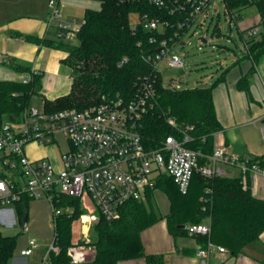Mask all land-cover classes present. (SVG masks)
<instances>
[{
	"label": "trees",
	"instance_id": "16d2710c",
	"mask_svg": "<svg viewBox=\"0 0 264 264\" xmlns=\"http://www.w3.org/2000/svg\"><path fill=\"white\" fill-rule=\"evenodd\" d=\"M99 9L87 8L85 24L78 33L77 44L64 40L40 41L48 47L65 50L68 55L62 63L70 70L72 86L69 93L54 100L44 99L45 108L55 111L64 108L83 109L99 103L104 97L132 98L137 84L151 68L145 53L154 49L149 43V32L134 30L130 16L137 11L159 12L148 0H97ZM226 12L236 23L246 18L245 9L255 6L259 22L245 30L259 28V33L246 40V55L257 60L264 55V0H222ZM139 41H142L139 44ZM252 60V61H253ZM121 63V64H120ZM18 71L29 68L15 66ZM40 75L31 81L0 80V124L7 116L18 113L27 106L34 95L42 94ZM243 89L249 93L248 80L243 79ZM213 85L182 89L167 88L159 78L156 85V103L143 117L141 133L147 148H158L170 135L181 136L187 127L192 140L190 148L201 152L200 164L209 162L215 147V134L223 129L218 120ZM175 119L173 126L169 119ZM264 167V154L252 156ZM163 190L170 200L166 215L169 231L173 235L187 234L189 224L205 220L211 227L209 235L199 236L206 248L209 242L225 247L231 254H239L245 245L264 232V198L256 197L242 176L206 177L195 173L189 190L183 194L168 174L157 176L154 188L149 190L147 201H130L121 208L118 218L101 217L90 232L89 245L94 256L90 264H118L119 261L144 257L147 264H163L161 255H147L141 233L160 216L153 207L152 190ZM28 195L22 196L21 214L27 215ZM19 202V201H18ZM59 206L66 209L54 219V244L58 252H50L47 264H72L68 248L84 240H73V223L83 213L80 198L61 195ZM17 235H6L0 230V264H9L14 257Z\"/></svg>",
	"mask_w": 264,
	"mask_h": 264
},
{
	"label": "built area",
	"instance_id": "2783aa9c",
	"mask_svg": "<svg viewBox=\"0 0 264 264\" xmlns=\"http://www.w3.org/2000/svg\"><path fill=\"white\" fill-rule=\"evenodd\" d=\"M213 1L148 0L159 12L132 13L137 18L133 22L130 16L132 28L148 31V41L154 47L145 53L151 72L140 77L132 98L104 97L99 103L83 109L55 111L29 103L20 112L7 116L0 124V203H11L24 195L33 199L45 197L51 203L55 219L66 210L72 212L70 207L59 206V196L77 197L84 210L79 220L90 229L101 217L118 218L126 203L146 200L160 174L170 175L183 194L188 192L195 173L206 177L223 176L228 175V167L238 168L245 187L249 186L250 175L254 182L259 175L264 176V167L258 161L252 163L251 157L234 153L227 144L215 145L208 156L209 162L200 164L201 152L187 145L192 140L189 132L192 127H187L179 137L168 136L158 148L149 149L143 141L141 122L156 103L159 78L167 88H183L174 81L165 84L161 66H184L174 48L192 44L186 36L190 31L200 34L196 27L202 26V20L209 16ZM49 7V23H56L58 38L67 41L78 38L85 20H62L58 0H49ZM258 33L257 27L241 35L245 48L246 40ZM204 43L208 41L200 36V48ZM0 62L12 63L2 52ZM38 74L39 70L33 68L24 72L21 80L31 81ZM169 121L178 126L175 119ZM261 130L264 139V124ZM60 139L66 142V150L61 154L62 167L56 168L47 157L31 158L27 154L29 144L45 146ZM85 197L91 200L92 207ZM187 232L192 236L209 235L211 227L207 222L189 224ZM83 240L84 243L73 244L67 250L72 264L86 263L94 256L88 233ZM37 246L35 240H30L22 254H31ZM215 249L227 251L225 247L209 242L197 254L206 262ZM52 251H59L54 242L46 250L44 264Z\"/></svg>",
	"mask_w": 264,
	"mask_h": 264
},
{
	"label": "crops",
	"instance_id": "0c3cea01",
	"mask_svg": "<svg viewBox=\"0 0 264 264\" xmlns=\"http://www.w3.org/2000/svg\"><path fill=\"white\" fill-rule=\"evenodd\" d=\"M88 4V0H58L60 18L62 20L76 19L81 21L84 19L86 9L91 8ZM49 15V0H0V52L7 54L12 61L11 64L0 62V80L12 79L5 75L6 71L11 69L10 71L19 75L18 79L12 80L21 81L24 71H18L15 66L30 70L38 69L42 85V94L38 95L42 97V105L45 104L44 99L54 100L66 95L72 86V77L67 73L69 68L62 63V59L68 55V52L40 43L45 39L60 40L57 35L56 23H49ZM259 20L257 14L250 23L244 24L241 30L257 24ZM245 21L246 18L242 22ZM204 41L207 39L204 38ZM243 57H237L229 66L218 73L215 82L212 84L214 86L213 98L217 117L223 127L221 131L215 134L214 142L215 145L227 144L233 152L242 156H260L264 154V151L252 145L248 136L241 141L245 151L234 149L235 143L240 142V136L235 133L236 130L250 124L255 126L260 124L259 132L255 130L254 134L262 136L261 127L264 124L263 85L258 78L249 73L251 68L250 63L247 62L249 60L245 58L246 62L244 63ZM246 77L249 83V93L242 87L243 79ZM32 144L28 145L29 149L27 147V154L31 158L47 157L49 159L47 155H38L31 151ZM34 145L44 147L43 145ZM235 169L238 174L228 173V176H240V170ZM249 187L256 197L264 198V176L259 175L257 181L254 182L250 175ZM153 193L154 190H152V200ZM147 199L148 196L143 201H147ZM32 201L33 198L28 201L27 222L30 218L34 220L35 217L36 204ZM21 207L22 202L20 200L8 204L0 203V230L6 235L18 236L15 254L9 264H44L46 251L39 244L33 248L31 254H22V250L28 247L30 240L27 242L26 236L19 239L21 233H15L19 227H22V231H24L27 226V223L24 224L25 216L21 214ZM44 209H46L44 218L49 219V208ZM155 210L160 217L142 231L141 237L146 254L161 255L163 264H264V232L259 238L245 245L239 254L234 255L229 251L220 252L215 249L210 252L209 258L205 262L197 254L200 248H204L200 242L201 238L188 233L176 236L171 234L166 219L170 207L168 211L164 212ZM203 222L208 223V220ZM82 226L81 238L74 237L73 230L75 242L83 240L86 233L90 236L91 228L87 229L85 225ZM118 264L147 263L144 257H138L121 260Z\"/></svg>",
	"mask_w": 264,
	"mask_h": 264
},
{
	"label": "rangeland",
	"instance_id": "374dc122",
	"mask_svg": "<svg viewBox=\"0 0 264 264\" xmlns=\"http://www.w3.org/2000/svg\"><path fill=\"white\" fill-rule=\"evenodd\" d=\"M88 3L93 9L100 8V2L97 0H88ZM208 13L209 16L206 20H202L203 25L196 27V30H198L200 34H195L193 31H190L188 36H186V39H191L192 44L185 47L176 45L174 48V52H177L182 57L184 66H161L165 84L174 81L180 83L183 88L210 86L215 82L214 80L218 76V73L229 66L237 57L242 58L245 55L246 50L240 30L244 24L250 23L257 15L255 6H249L245 9L246 21L244 23L239 22V24L231 19L230 15L226 12L222 0H214ZM80 18L79 20H81ZM136 19V15L132 14L131 21L134 22ZM200 36H203V38L208 41V43L202 44V48H200L199 44ZM67 42L77 44L79 40L75 38ZM246 59L249 60L247 62H249L251 66L249 73H252L253 77L258 78L261 81L264 90V55H261L257 60H253L252 57ZM246 59H243L244 63L246 62ZM10 70L6 71V77L18 79L19 75ZM67 73L71 76L69 70ZM42 103L43 100L41 95L37 94L32 97V105L41 108ZM259 125L260 124H257V126H255L254 124H250L244 128L236 130L235 133L240 136V142L235 143L234 149L237 151L241 149L243 151L244 148L241 141L248 136L252 145L257 146L264 151L263 137L254 134L255 130L259 132ZM31 146L32 148L30 149L34 153L38 155H47L56 168L62 167L61 154L66 150V142L64 139H60L57 143L45 145L44 147H37L34 144ZM227 171L229 174H238V171L235 168L228 167ZM85 198L86 203L92 207L91 200L88 199V197ZM32 203L36 204L34 220H31L30 218L27 222L26 229L22 231V227H19V230L17 232L15 231V233H21L19 239L26 236L27 242L31 239L35 240L41 248L46 251L54 242L55 231L53 209L50 201L45 197L33 199ZM153 203L155 209L161 212L168 211L170 207L168 196L159 188L154 189ZM44 208H49V219L44 218V212L46 210ZM82 229L83 226L80 224L79 220L75 221L73 226L74 237L81 238ZM82 264H90V262Z\"/></svg>",
	"mask_w": 264,
	"mask_h": 264
},
{
	"label": "water",
	"instance_id": "95a60500",
	"mask_svg": "<svg viewBox=\"0 0 264 264\" xmlns=\"http://www.w3.org/2000/svg\"><path fill=\"white\" fill-rule=\"evenodd\" d=\"M27 223V218H26V216L24 217V224H26Z\"/></svg>",
	"mask_w": 264,
	"mask_h": 264
},
{
	"label": "bare ground",
	"instance_id": "6f19581e",
	"mask_svg": "<svg viewBox=\"0 0 264 264\" xmlns=\"http://www.w3.org/2000/svg\"><path fill=\"white\" fill-rule=\"evenodd\" d=\"M87 227V226H86Z\"/></svg>",
	"mask_w": 264,
	"mask_h": 264
}]
</instances>
